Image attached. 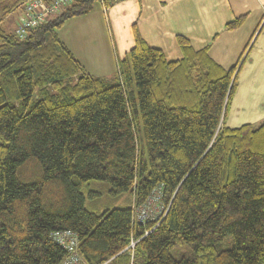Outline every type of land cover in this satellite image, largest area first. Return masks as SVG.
<instances>
[{
  "label": "trees",
  "instance_id": "obj_1",
  "mask_svg": "<svg viewBox=\"0 0 264 264\" xmlns=\"http://www.w3.org/2000/svg\"><path fill=\"white\" fill-rule=\"evenodd\" d=\"M24 1L0 0V264H62L66 230L85 264H264V118L225 124L237 66L182 35L169 60L133 26L109 81L57 31L115 0H70L20 38L2 21ZM91 181L131 204L86 208ZM153 197L154 218L136 221Z\"/></svg>",
  "mask_w": 264,
  "mask_h": 264
},
{
  "label": "crops",
  "instance_id": "obj_2",
  "mask_svg": "<svg viewBox=\"0 0 264 264\" xmlns=\"http://www.w3.org/2000/svg\"><path fill=\"white\" fill-rule=\"evenodd\" d=\"M240 15L237 28L225 27ZM133 26L169 60L181 57L176 36L182 35L194 49L206 48L222 68L237 66L228 127L264 118V0H115L67 19L57 33L87 72L112 81L117 60L134 45Z\"/></svg>",
  "mask_w": 264,
  "mask_h": 264
},
{
  "label": "built area",
  "instance_id": "obj_3",
  "mask_svg": "<svg viewBox=\"0 0 264 264\" xmlns=\"http://www.w3.org/2000/svg\"><path fill=\"white\" fill-rule=\"evenodd\" d=\"M69 2L70 0H51L50 2L45 0H26L24 5L25 16L16 26L14 31L15 34L20 38L24 37L28 29L46 21L49 14L58 12L62 6ZM157 201L158 198L153 197L145 205L137 208L135 211V220L138 222H144L148 218H154V214L151 212H154L153 208L158 206ZM158 211L159 210H157V213ZM53 239L67 251V255L62 264H85L82 256L77 252L76 247L78 242L75 232L70 230L57 232L53 235ZM134 244L135 241L131 240L127 246L131 255L133 253Z\"/></svg>",
  "mask_w": 264,
  "mask_h": 264
},
{
  "label": "rangeland",
  "instance_id": "obj_4",
  "mask_svg": "<svg viewBox=\"0 0 264 264\" xmlns=\"http://www.w3.org/2000/svg\"><path fill=\"white\" fill-rule=\"evenodd\" d=\"M25 2H26V0L22 3V5H18L14 10L7 13L6 17L4 18V22L2 24L4 29L7 32L10 31V28L12 27L11 24L14 21H17L19 16H20V19L18 21V24L20 23L22 18L25 16V13H24ZM55 13H52V14L54 15ZM52 14H49L48 16H50ZM15 28H14V31H15ZM225 120H226V118H225ZM82 192H83V195L85 198L84 199L85 207L92 210V211H96V212H102L106 209H111V208L127 207L131 204V200H132V196L128 192L122 193V194L115 196V197L109 195L108 185L102 181H91V182H89L82 189ZM92 192H94V193L91 194ZM151 213L154 214V212H151Z\"/></svg>",
  "mask_w": 264,
  "mask_h": 264
}]
</instances>
